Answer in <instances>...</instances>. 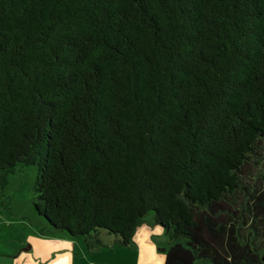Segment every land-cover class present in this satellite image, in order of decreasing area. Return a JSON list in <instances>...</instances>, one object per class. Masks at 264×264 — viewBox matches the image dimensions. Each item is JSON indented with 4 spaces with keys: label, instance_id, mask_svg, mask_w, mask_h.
Listing matches in <instances>:
<instances>
[{
    "label": "trees",
    "instance_id": "16d2710c",
    "mask_svg": "<svg viewBox=\"0 0 264 264\" xmlns=\"http://www.w3.org/2000/svg\"><path fill=\"white\" fill-rule=\"evenodd\" d=\"M164 264H264V0H0V183Z\"/></svg>",
    "mask_w": 264,
    "mask_h": 264
},
{
    "label": "rangeland",
    "instance_id": "374dc122",
    "mask_svg": "<svg viewBox=\"0 0 264 264\" xmlns=\"http://www.w3.org/2000/svg\"><path fill=\"white\" fill-rule=\"evenodd\" d=\"M36 166L19 165L0 183V264H164L169 238L149 213L131 246L104 231L74 237L55 230L34 205Z\"/></svg>",
    "mask_w": 264,
    "mask_h": 264
}]
</instances>
